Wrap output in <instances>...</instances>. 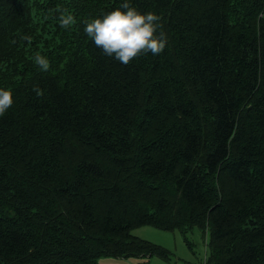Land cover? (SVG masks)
Here are the masks:
<instances>
[{
    "label": "trees",
    "instance_id": "1",
    "mask_svg": "<svg viewBox=\"0 0 264 264\" xmlns=\"http://www.w3.org/2000/svg\"><path fill=\"white\" fill-rule=\"evenodd\" d=\"M129 2L167 44L124 66L84 32L122 0H0V264H264V0Z\"/></svg>",
    "mask_w": 264,
    "mask_h": 264
},
{
    "label": "clouds",
    "instance_id": "2",
    "mask_svg": "<svg viewBox=\"0 0 264 264\" xmlns=\"http://www.w3.org/2000/svg\"><path fill=\"white\" fill-rule=\"evenodd\" d=\"M56 11L60 13L58 19L62 28L68 29L76 23L75 16L66 9L58 7ZM160 21L161 17L155 13L141 14L129 0H122L121 7L103 18L85 21L84 32L104 55L114 57L121 65L127 66L142 54L157 56L164 51L167 35ZM23 39L31 41V37ZM35 64L44 72L50 69L49 60L40 54L35 56ZM34 91L38 96L41 94L39 89ZM13 103L12 92L0 88V116H4Z\"/></svg>",
    "mask_w": 264,
    "mask_h": 264
},
{
    "label": "rangeland",
    "instance_id": "3",
    "mask_svg": "<svg viewBox=\"0 0 264 264\" xmlns=\"http://www.w3.org/2000/svg\"><path fill=\"white\" fill-rule=\"evenodd\" d=\"M131 234L146 241L153 242L157 245H162L171 253V261L179 262V264L197 263V260L192 256L191 251L187 248L181 234L174 231H161L159 229L142 226L134 229ZM190 241L193 243V249L200 255L203 252V246L199 232L194 229L189 235ZM154 259V260H152ZM151 261L141 260V258L118 259L113 257H101L98 259L99 264H162L160 260L152 258ZM178 259V261L176 260ZM167 264V263H164Z\"/></svg>",
    "mask_w": 264,
    "mask_h": 264
},
{
    "label": "crops",
    "instance_id": "4",
    "mask_svg": "<svg viewBox=\"0 0 264 264\" xmlns=\"http://www.w3.org/2000/svg\"><path fill=\"white\" fill-rule=\"evenodd\" d=\"M152 260H154V259H152ZM148 261H151V259ZM160 262H162V261H160ZM157 264H159V263H157ZM162 264H164V262H162ZM176 264H179V262H176Z\"/></svg>",
    "mask_w": 264,
    "mask_h": 264
}]
</instances>
